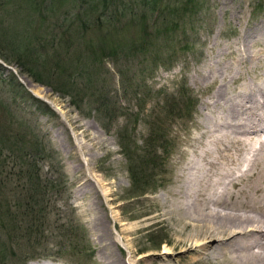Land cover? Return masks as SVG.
Segmentation results:
<instances>
[{
  "label": "rangeland",
  "instance_id": "rangeland-1",
  "mask_svg": "<svg viewBox=\"0 0 264 264\" xmlns=\"http://www.w3.org/2000/svg\"><path fill=\"white\" fill-rule=\"evenodd\" d=\"M14 1L5 15L12 25L4 26L8 27V35L16 34L18 39L30 36L31 32L40 38L47 23L74 8L71 0L47 1L48 7L38 0L43 6L38 3L33 11L26 4L29 1ZM197 4L196 16L189 19L196 27L191 49L186 51L180 44L174 61L165 54L162 57L165 66L150 68L147 70L150 74L140 75L142 79L146 78L143 75L148 76L145 81L150 96L140 116L144 120L135 124L138 147L147 140L144 121L152 120L157 105L170 102L171 97L178 100L183 93H190L195 100L191 114L167 127L172 146L164 169L153 173L156 179L150 183L154 187L141 196L130 190L128 164L117 145L116 131L123 118L105 131L91 110L92 103L84 102L85 108L78 109L70 96L47 84L58 86L50 71L27 64L42 80L38 83L13 60L0 58V264H228L221 259H204V250L172 252L174 232L160 214L165 210L163 199L172 190L178 170L190 166L189 154L209 134L211 122L220 115L221 106H225L223 102L212 105L210 96L215 91L216 79L231 73V44L252 29L264 27V0H197ZM40 13L52 14L44 22ZM254 43L251 51L259 55L258 69L264 65V36ZM106 67L113 75L109 84L118 89L119 74L113 63L107 62ZM207 69L213 72L202 79L201 71ZM247 74L240 76L239 82L227 85L230 88L225 90L227 99L238 93L235 87L241 89L243 80L252 76ZM23 80L34 84L32 88L40 95H34ZM121 100L127 107L136 104L133 99ZM131 110L135 112V107ZM132 119L133 116L129 121ZM257 130L254 134L263 137L264 129L257 127ZM254 134L248 135L257 138ZM23 136L25 139L21 140ZM36 140L41 142L42 149L53 152L47 160L43 157L36 160L38 168L43 174L50 173L55 166L59 168L64 188L62 194L54 197V208L63 211V218L57 220L52 213L46 219L48 224L41 206L26 208V204L32 203L29 198L33 187L27 177L30 168L26 152L30 145H37ZM21 171L24 174L19 176ZM4 205L8 208L5 213ZM30 213L36 214L39 221L32 228H28ZM75 225L81 228L86 242V249L77 255L68 236ZM18 227V231H11Z\"/></svg>",
  "mask_w": 264,
  "mask_h": 264
},
{
  "label": "trees",
  "instance_id": "trees-1",
  "mask_svg": "<svg viewBox=\"0 0 264 264\" xmlns=\"http://www.w3.org/2000/svg\"><path fill=\"white\" fill-rule=\"evenodd\" d=\"M27 1L29 3L26 4L33 11L37 10L38 3L40 5L38 0ZM43 1L48 7L47 1L52 0ZM71 1L74 8L57 15L53 23H47L40 32V38L31 32L30 36L18 39L16 34H7L9 32L6 26L12 24L5 16L9 11L7 8L13 6L15 1L0 0V58L13 60L23 70L25 68L24 72L38 83L42 80L33 73L34 68L27 67V64L50 71L58 80V86L52 82L47 84L58 93L70 96L72 104L78 109L84 107V102L92 103L91 110L105 131H110L118 118H123L124 123L116 131L117 145L128 164L130 190L137 196L144 194L154 187L150 183L155 178L153 173L163 171L164 160L171 150L172 140L167 127L175 120L191 114L195 100L190 93H183L178 100L171 97L170 102L157 105L159 112L152 114V120L144 121L147 140L143 146L138 147L135 142V124L143 119L140 116L150 96L145 81L148 76L143 75L146 78L142 79L140 75L150 74L147 71L150 68L165 66L162 60L165 54L174 61L180 44H183L186 51L191 49L192 33L196 27L195 22L189 19L196 16L197 0ZM40 14L45 22L52 13ZM90 33L92 34L88 37ZM94 34L97 35L94 37ZM109 61L119 74L118 89L109 84L113 78L106 67ZM171 62L169 61L170 64ZM127 98L135 100L136 104L130 107L122 105L121 99ZM132 107H135V112L131 110ZM131 116L133 119L129 121ZM24 139L23 136L21 140ZM34 143L37 145H30L32 147L26 152L30 168L27 170V177L33 186L32 196L29 198L32 203H28V206L26 204V208L41 206L44 221L52 213L56 214L57 220L62 219L63 211L54 208V197L64 191L61 172L56 166L50 173L41 172L36 160L41 157L47 160L53 152L42 149L39 140ZM22 173L23 171L18 175L21 176ZM6 209L8 208L4 205V213ZM29 221L28 228L39 222L36 214H31ZM62 227L63 225L60 226L61 229ZM19 229L20 227L11 231ZM7 233L9 236V229ZM68 236L70 247L76 255L86 249L85 238L78 225L72 226Z\"/></svg>",
  "mask_w": 264,
  "mask_h": 264
},
{
  "label": "bare ground",
  "instance_id": "bare-ground-1",
  "mask_svg": "<svg viewBox=\"0 0 264 264\" xmlns=\"http://www.w3.org/2000/svg\"><path fill=\"white\" fill-rule=\"evenodd\" d=\"M250 32L231 44V73L216 79L210 96L212 105L225 106L211 122L212 130L189 154L190 166L178 170L163 199L160 215L174 232L172 252L204 250V259L264 264V136L254 134L257 127L264 129V65L257 69L259 55L251 51L255 40L264 36V27ZM218 64L221 69V60ZM212 72L202 70L201 78ZM247 73L252 76L227 99L226 87ZM23 82L40 95L34 84Z\"/></svg>",
  "mask_w": 264,
  "mask_h": 264
}]
</instances>
